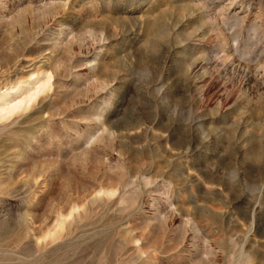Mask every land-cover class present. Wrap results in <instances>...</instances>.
Returning a JSON list of instances; mask_svg holds the SVG:
<instances>
[{"label":"rangeland","instance_id":"374dc122","mask_svg":"<svg viewBox=\"0 0 264 264\" xmlns=\"http://www.w3.org/2000/svg\"><path fill=\"white\" fill-rule=\"evenodd\" d=\"M0 264H264V0H0Z\"/></svg>","mask_w":264,"mask_h":264},{"label":"bare ground","instance_id":"6f19581e","mask_svg":"<svg viewBox=\"0 0 264 264\" xmlns=\"http://www.w3.org/2000/svg\"><path fill=\"white\" fill-rule=\"evenodd\" d=\"M48 79H49V77H46L45 82L48 81ZM71 209H72V208H71ZM71 209H70V210H71ZM73 209H74V208H73ZM70 213H71V212H70ZM66 215H67V214H66ZM58 218H59V217H58ZM60 221H61V219H60ZM57 223H58V222H57ZM59 224H61V223H59ZM55 225H57V224H55ZM57 226H58V225H57ZM59 226H60V225H59ZM52 227H53V226H52ZM50 229H51V228H50ZM50 229H49L48 231H50ZM58 229H59V228H57V230H58ZM61 229H62V228H61ZM53 230H54V229H52L51 231H53ZM57 230H56V231H57ZM53 233H54V232H53ZM47 237H48V236H47ZM50 237H51V236H50ZM43 238H44V237H43ZM39 240H40V239H39ZM36 241H38V240H36Z\"/></svg>","mask_w":264,"mask_h":264}]
</instances>
